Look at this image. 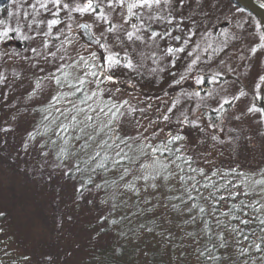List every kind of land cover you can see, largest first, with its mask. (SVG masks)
<instances>
[{
	"label": "rangeland",
	"instance_id": "374dc122",
	"mask_svg": "<svg viewBox=\"0 0 264 264\" xmlns=\"http://www.w3.org/2000/svg\"><path fill=\"white\" fill-rule=\"evenodd\" d=\"M86 3L10 0L0 12V33L8 30L0 35V264H210L201 252L197 203L187 193L195 185L182 179L183 170L205 167L210 187L222 172L217 162L240 176L264 177L260 23L230 0H114L111 7L95 0V12L76 10ZM131 3L138 6L129 12ZM107 56L127 59L126 69L101 67ZM101 72L114 82L103 83ZM159 74L163 88L155 85ZM79 84L84 100L92 98L84 111H68ZM210 112L217 119L210 121ZM62 124L68 130L55 137ZM196 125L208 133L197 134ZM109 131L124 141L127 163L94 174L83 188L76 164ZM169 133L181 137L180 159L149 157L148 146ZM176 194L187 203L179 212L167 202ZM221 200L224 206L228 199ZM134 203L143 216L137 207L128 215Z\"/></svg>",
	"mask_w": 264,
	"mask_h": 264
},
{
	"label": "trees",
	"instance_id": "16d2710c",
	"mask_svg": "<svg viewBox=\"0 0 264 264\" xmlns=\"http://www.w3.org/2000/svg\"><path fill=\"white\" fill-rule=\"evenodd\" d=\"M9 1L10 0H0V12L6 13L9 10ZM234 4L238 6L236 3ZM240 8L243 9L242 7ZM248 13L251 14L250 12ZM10 34H14V30H12ZM172 54L173 59L180 60L176 53L172 51ZM117 60L119 61L118 64L109 66L125 70L127 66V59L120 58L119 60L117 58ZM173 75H175L174 72L173 74H167L168 77H172ZM138 76L139 75L136 74L134 77ZM141 76H144V72ZM190 76L185 77L182 81L189 80L192 78ZM101 79H103V83H107L108 81L103 76H101ZM164 82V75L159 74V81L155 85L159 86V88L162 86L163 88ZM103 83L99 82L98 86H102ZM148 86H151L152 89L156 87L152 84L147 85V87ZM72 88L73 93H75L73 97L76 99L74 105L77 108L83 107L85 104H82L81 101L84 100L85 96L84 94L82 96L81 85H72ZM77 88H80L81 91L77 92ZM258 101L261 109L260 99H258ZM73 106H70L68 111L74 112L75 110ZM53 110L54 109H52V112ZM159 111L160 109L157 108V116L153 118L154 121H157V119L158 122L160 121L158 118ZM53 114L55 115V112ZM207 114L208 115L206 117L210 119V121H214V119H217L219 116L212 112ZM62 125L68 128L67 124ZM195 128L197 134L208 133V130L200 127V125H196ZM61 131L64 130L61 126H59L57 132L55 133V137H62V133H60ZM65 134L66 133H64V135ZM104 137L106 139L100 143V146L96 148L95 152H93L86 161H78L76 164L74 173L75 175L79 174L80 181L83 183L81 184L83 188L91 185L92 182H90V180L92 181V176L94 174L106 172L110 169V167H121L127 163V157L120 160L119 163H116V161L120 159L116 153L120 152V148H123L124 143H121L117 138H114V134L111 133V131H109L107 135L105 134ZM174 137H178L177 134L169 133L166 139L162 138V141L156 140L148 146L150 148L148 151L149 157L152 156L154 159H180L178 155L181 148L177 146V144H180V139H174ZM117 144H119V148L115 147ZM79 150L82 151V149ZM97 153H99L98 156ZM181 161L177 164H182V167L185 166V162ZM217 164V167L214 169L216 170L221 168L222 172L214 178L215 182L211 184L212 187L208 185V173H206L205 167H197L195 169L192 166L186 167V165L183 170L182 179L186 180V182L193 180V184L195 185H193L195 187L194 189L187 188V193H190L191 199H194L197 203L195 215L197 214V218L200 219V227L198 228L200 230L199 237L202 239L201 248H204L201 252H203L206 259L208 258L207 260H211L210 264H264V225L260 223L261 220H264V183H258V181H264V177L259 174L252 175V173L248 171H244L242 176H240L233 170L226 171V168H222L223 164L221 162H217ZM200 170H203L202 173ZM229 182L234 184V188L227 185ZM201 189L205 191L206 194L211 191L214 198L211 197V199H206L204 197L202 199L200 192H198V194L195 193L198 190L201 191ZM230 189H236L237 191L231 192ZM232 193H239V195L233 196L231 195ZM219 196H223L228 199L226 200L224 206ZM167 202L169 203V209L173 212H179L181 206L182 208H185L187 204L183 201L182 195L178 194L169 196ZM135 204L136 203L133 204L134 207L132 206V208H130L128 214L129 216L132 215L133 210L137 207ZM201 208L204 209L203 212L200 211ZM136 211V215L143 216V214H145L144 210L138 211V207ZM233 217H237V219H234ZM241 219H247L250 223L247 225L241 224ZM187 223H189V221ZM135 230H140L139 225L135 226ZM245 237H247V239H245ZM258 244L260 245L259 250L256 247ZM199 256L204 259L201 255ZM96 264L111 263H108L105 260L97 262Z\"/></svg>",
	"mask_w": 264,
	"mask_h": 264
},
{
	"label": "snow or ice",
	"instance_id": "6c2138e0",
	"mask_svg": "<svg viewBox=\"0 0 264 264\" xmlns=\"http://www.w3.org/2000/svg\"><path fill=\"white\" fill-rule=\"evenodd\" d=\"M53 2H54L57 6L60 5V0H53ZM113 2H114V0H108V5H109V7L112 6ZM115 2H117V3H119L121 6H123L125 0H115ZM151 2L159 3V0H151ZM141 3H142V4H145V5H146V4H149V3H150V0H141ZM258 3H259V6H260L261 8H264V0H258ZM63 6H64L65 8L68 7V5H66V4L63 5ZM137 6H138V5H137L136 3H131V4H129V5H128V10H129V12H132V9L135 8V7H137ZM96 7H98V5L95 4V0H87V3H86V5H85L84 7L77 8L76 10L79 11V12H85V11L95 12V11H96ZM241 11H242V10H241ZM100 14L103 15L102 12H101ZM132 14L135 15L134 12H133ZM54 15H56V13H54ZM57 23H59V21L56 20V19H53L52 21H50V24H53V25H54V24H57ZM257 26L259 27V25H257ZM81 27H82V28H87L88 26H87V25H82ZM0 35H2V36H4V37H7V36H8V30L3 31V33H0ZM154 35H155V34H154ZM129 39H131V35H129ZM177 39H179V37H177ZM261 39H264V37H262ZM258 47H264V44L258 45ZM256 50H257L256 47H254V48L252 49L253 52H255ZM172 51H173V49L170 48V49H169V52H172ZM179 51H183V49H179ZM118 63H119V61H118L115 57H113V56H107V57L104 58V61H103L102 65H101V67H105L106 65H116V64H118ZM93 67H95V65H93ZM128 67H131V65L129 64ZM92 75L95 76L96 73L93 72ZM100 75L103 76L106 80H108V81H113V82H114V77H113V76H110V75H107L106 72H101ZM260 79H261V81H264V77H260ZM56 82H57V83H60V81H59L58 79H57ZM79 83L82 85V84L84 83V81L81 80V81H79ZM197 83H203V81H202V80H198ZM259 87H260V85L258 84V85H257V88H259ZM76 91L79 92V91H81V89H80V88H77ZM74 94H75V93H73V95H74ZM92 95L95 96L96 93L93 92ZM241 95H243V93H241ZM91 98H92V97H87L85 100H82L81 103H82V104H87V100H88V99H91ZM236 98L238 99V97H236ZM260 98H262V97L257 96V99H260ZM53 100H57V102H58V98H57V97H53ZM224 103H230V101H227V100H226V101H224ZM73 108H74V110H75L76 112L84 111V109L77 108L75 105L73 106ZM254 110H257V109H254V108H253V109H249V111H254ZM57 111H59V109H57ZM88 111H95V109H92L91 106H88ZM259 111H264V109H259ZM100 112H101V113H104L105 115H108L109 113H111L112 116H115V114H116L115 112L112 111V109H109V110H108V113H105V112H104V109L101 108V109H100ZM62 114H63V113H62ZM66 118H67V117H66ZM70 119H71V121H73V122H77V123H78V121H77V116H76V115H72ZM85 119H86V121H88V122H92V121H93V116H91V115H86V116H85ZM165 119H167V117H165ZM70 126H73V127H74L75 124H72V125H70ZM86 126H87V125H86ZM105 127H107V126H105ZM61 128H62L64 131H67V130H68V128L65 127L64 125H61ZM102 130H103V129H101V131H102ZM92 138H93L92 136H88V137H87V139H89V140H91ZM174 139H181V137H174ZM121 143H124V141H121ZM86 146H87V145H85V147H86ZM115 147L119 148V144L115 145ZM154 151H155V149H154ZM98 155H99V153H97V156H98ZM116 155H117L118 157H120V159L117 160L116 163H119L120 160L125 159L124 156H121V153H120V152H117ZM101 166H102V165H101ZM193 171H195V170H193ZM200 171H201V173H202L203 170H200ZM258 183H264V181H258ZM231 195L236 196V195H239V193H232ZM189 198L191 199V197H189ZM220 199H224V197H221ZM200 211L203 212L204 209L201 208ZM233 218H234V219H237V217H233ZM240 223H241V224H244V225H247L248 223H250V221H248L247 219H241V220H240ZM260 223H261L262 225H264V220H261ZM245 239H247V237H245ZM256 247H257L258 250L260 249V245H259V244L256 245Z\"/></svg>",
	"mask_w": 264,
	"mask_h": 264
},
{
	"label": "water",
	"instance_id": "95a60500",
	"mask_svg": "<svg viewBox=\"0 0 264 264\" xmlns=\"http://www.w3.org/2000/svg\"><path fill=\"white\" fill-rule=\"evenodd\" d=\"M232 1L236 3L237 5H239L240 7H242L243 9L250 12L251 14H253L257 18V20L260 23L263 36H264V8H261L259 6L258 0H232ZM82 25H86V24L80 25V31L82 32L84 40L85 41L91 40L92 38H91L89 28L88 27L82 28L81 27ZM260 97H262L260 98V106H261V109H264V81H262V84H261ZM262 113H263V118H264V111H262Z\"/></svg>",
	"mask_w": 264,
	"mask_h": 264
}]
</instances>
